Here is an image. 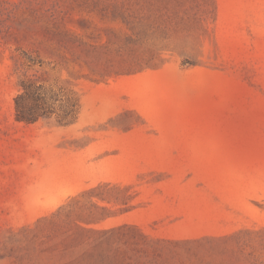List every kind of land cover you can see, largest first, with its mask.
Returning <instances> with one entry per match:
<instances>
[{
    "label": "rangeland",
    "instance_id": "374dc122",
    "mask_svg": "<svg viewBox=\"0 0 264 264\" xmlns=\"http://www.w3.org/2000/svg\"><path fill=\"white\" fill-rule=\"evenodd\" d=\"M0 264H264V0H0Z\"/></svg>",
    "mask_w": 264,
    "mask_h": 264
},
{
    "label": "trees",
    "instance_id": "16d2710c",
    "mask_svg": "<svg viewBox=\"0 0 264 264\" xmlns=\"http://www.w3.org/2000/svg\"><path fill=\"white\" fill-rule=\"evenodd\" d=\"M21 87L22 92L14 99L15 118L18 122L33 123L40 117L48 118L52 115L51 104L57 100L55 96H49L41 86H35L31 83H22ZM36 108H45V111L40 115L35 114L33 110ZM71 112L70 116L72 115Z\"/></svg>",
    "mask_w": 264,
    "mask_h": 264
}]
</instances>
